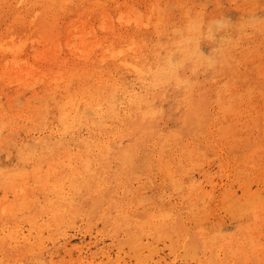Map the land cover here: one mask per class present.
<instances>
[{
	"label": "rangeland",
	"instance_id": "374dc122",
	"mask_svg": "<svg viewBox=\"0 0 264 264\" xmlns=\"http://www.w3.org/2000/svg\"><path fill=\"white\" fill-rule=\"evenodd\" d=\"M33 1L34 0H0V46L4 45V47H6V43L11 41H15L16 43L20 42L18 45L23 49L20 52L19 58L22 60L24 59V61L26 60L25 62L21 60L19 65H13L11 61L12 55L11 52H9L11 50L7 49L8 51H5V53L3 49L0 48V68L5 67L4 70L0 69V113L3 110L0 114V125H5L2 126V128L4 127L3 130L0 127V167L2 168L0 169L8 173L20 167L23 168L25 165L24 161L27 160L30 162L26 163V167L31 169L32 164L34 165L37 163L38 157L44 156L49 158L51 156V152L44 150L48 146L53 149L56 147L55 150H52V152L55 151L54 154H61L68 146L77 147L76 149L79 148L78 151L84 152V145L86 142H93L94 140L111 142L110 168L104 170V166L103 168L99 167L95 161L97 159V152L93 153L90 160L95 166L91 168L92 171L94 170L92 173L94 179L92 177L93 180L91 179L89 182L86 180L85 183L82 182L81 186H83L80 188L70 189L69 196L71 198L68 197L66 199L68 200L67 203H62V201L58 203L60 206L59 209L66 208L67 211H60L57 218L53 216L49 207H45L44 205V208L49 210H44L46 212H43V208H41V205L46 204L44 201L48 202L49 200L55 199L56 194L48 193L47 191L43 192L40 187L32 188L34 183L30 180L28 182L30 198H37L34 200V205H31L25 215H22L25 211L13 212V215L17 216L12 218L8 216L9 219L6 221V223H8L7 225L5 223V217L0 214V216L2 215L0 217V264H73L72 260L77 258L79 254L78 248L80 247L83 248V255L86 256L87 259L89 258L85 264H264V0H100L101 2H99V0H71L65 10L62 11L57 8L52 10V12H48V14H40V3H36V5ZM155 1L158 3L156 4ZM96 3L102 5V8L95 9L97 8L95 6ZM116 3L118 4L116 5ZM148 4H150L149 8L151 9L154 6H161L158 10L159 15L154 14L153 16V9L151 11V9L146 7L149 6ZM130 5L134 7L137 5L136 8L139 10L138 12H142L145 16L152 15L150 24L155 21L156 23L145 25L147 28L142 26L140 29H137L136 26H134L135 23L126 26L124 22L122 23V21L116 20L119 10L118 14H120V12L125 13L127 10H132V8H134L130 7ZM163 8L166 9L164 13ZM35 9L38 12V14L35 13V17L37 16L39 18L34 26L37 28L44 24L48 26L51 22L56 33L52 36V39H48L43 33H39L36 28L28 27V22L32 19L31 16L33 17ZM104 9L106 10L104 11ZM185 9L189 11H185ZM84 10L87 11L82 19L78 18V14ZM100 10L103 11L100 12ZM160 11H162V13H160ZM31 12L32 14H29ZM146 12L149 13V15L146 14ZM187 12L188 14L186 15ZM103 14L106 15L107 18L109 17V19H112L105 20ZM19 15H27L25 17L27 20L25 26L21 25ZM167 16L168 18H166ZM101 18H103L102 20L104 22L113 20L112 31L109 29V25H101V22H103L100 21ZM78 20L87 21V30L89 26H92L94 32L97 31L95 34L94 32L93 34H87L88 40L94 41L97 36V39L105 43H102L103 46H106L112 41L114 45L119 46L120 44V46L127 48L131 37H134L137 41H142V43L144 42L142 49L138 53V58L140 63L145 67L151 66L153 70H156L161 69L166 64L171 68H175V65H177L178 75L181 76L182 80L187 79L190 90H193L194 95L192 94V98L189 100V102H191L186 103L182 101V87H173L171 82L164 84L163 80L157 79L152 73H148L149 75L147 74L146 77H140L138 74H134V72L123 68L119 61L108 60L102 64L100 62V57L103 52L102 47L96 48L92 52L91 57H89L88 60L86 59L87 61L82 58L79 51H77L76 54L71 52L70 47L67 49L68 45L66 43L71 39L74 40V34L80 31L81 28L78 27L80 26V22ZM118 22L121 23V25ZM171 22L174 23L172 24ZM97 23H99L101 27H97ZM157 23H159L158 25H160V27L154 29L153 24ZM27 27L31 29L32 32L27 29ZM73 27H75V29ZM186 27L190 28V31L188 29L189 32L186 31ZM99 28H103V30L101 29V31H99ZM196 28H199L200 32ZM158 32L160 35L156 36ZM187 32L189 34H186ZM197 33H199L198 35L200 36H198ZM26 34L28 35L26 36ZM111 34H113V37ZM9 36H12L13 39ZM18 37L19 39H17ZM30 37L32 40L33 38H37L38 40H33L30 45ZM186 37L187 39L183 40L185 43L183 42L182 44V39ZM157 38L158 41H156ZM24 39H27V42L25 40L23 43ZM44 40L46 42H44ZM52 40L55 41L54 43L60 42L62 48L59 52L58 63L52 62L53 59L50 58L49 53L46 54L48 59L45 58V61L37 57L39 52L51 48ZM192 40L194 41L193 43L196 42L195 44L200 47L202 55L205 53V55H203L205 58L210 55L208 57L210 59L209 61L213 63L208 66L207 64L198 66L195 64L193 65V60L184 59V61L181 62L182 58H176L180 53V48L186 45V43L190 44ZM2 41L4 42L1 43ZM78 41L77 38L75 42L77 43ZM25 43H27L26 46ZM21 44L23 45L21 46ZM30 47L35 48L30 50ZM35 49L37 50V54L34 53V57L31 53H33ZM218 49H220L221 52H219ZM214 52L218 55L213 54ZM97 53L100 54L98 55ZM76 55H78L77 58H75ZM162 55L163 57H161ZM220 56H222L221 59ZM9 57L11 59H9ZM231 57H234L233 60ZM34 58L39 59L35 61ZM4 59L7 60L4 62L6 65L3 63ZM61 59L66 60L64 62ZM39 60L42 61L40 62ZM61 61L63 65H61ZM147 61H150V63ZM178 62L181 63L179 64ZM225 62H228L227 65ZM26 64L33 65L35 77L40 76V71L49 72L50 75L58 70L64 71V73L67 74L69 71L71 72L76 69L78 73L87 71L86 74L80 73L81 78L77 79L73 86H70L72 90L83 82L85 84L83 83L84 85H82V88L89 87L91 89V87H93L92 85L99 80L97 78L98 75L101 74L103 82L105 81V83H108V80L109 82L115 81L119 90L117 92V101L114 107L117 110L120 108L118 117L109 118L105 120V123L98 124L97 127L96 123H99V120H94L93 115H88L87 117L92 119L91 121L80 123V126L78 125V127L71 132L72 134L63 133L65 131L61 130V126L57 120V104L61 99L60 97L63 96L62 89L56 91L57 94L55 95L56 92H52L49 89L47 82H40L36 80L34 76L32 80L29 79L30 83H27V85H24L26 83H18L14 75L20 67L23 70L30 68ZM13 66H16V68L13 69L15 71L12 69L10 71L8 68H13ZM113 66H118V69H113ZM96 69H98V71ZM3 74L4 76H2ZM84 75H86V77ZM136 78L138 80H136ZM7 80L10 84L7 83ZM226 82L227 84H225ZM32 83L34 85H31ZM154 83L156 86H154ZM29 85L31 87H29ZM132 89L135 95L144 96L145 101L151 103L153 107L161 109V113L150 123L153 128L152 134L143 139L142 142H136V144H138V153L136 152L134 156V163H130L131 165L129 166L125 164L124 166L125 162L119 156V151L121 148H124L128 142L123 139L120 144L119 141L117 142L113 139V133L128 128V121L125 118L124 112L133 109L128 99V92H131ZM196 95H198V97ZM15 96L18 98L16 97L15 99ZM50 97L57 100L53 101ZM36 98H39L40 102H38ZM118 101L120 104H118ZM194 105H196L194 108L195 111L191 109ZM206 108L209 109V112H206ZM4 110L5 113H3ZM123 110L125 111L123 112ZM202 111L206 112V116L199 119V113ZM192 112H194V114ZM111 114L113 113L111 112ZM1 116H4L3 119ZM20 116L24 119L21 120ZM137 117V115H133L135 123H138ZM9 119L10 121L13 120V122L8 121ZM195 119L196 121H194ZM107 122L110 123L109 128ZM8 123H12L11 125L14 124L15 126H9L10 124ZM44 124L46 125L45 127H43ZM92 124L93 126H91ZM84 125L87 126L85 127ZM103 125L104 127H102ZM9 127L10 129L7 130ZM93 127L94 129H92ZM48 128L51 129L49 130ZM198 128L199 131H197ZM97 129L101 131L99 132ZM23 130H25V133ZM61 131L62 133H60ZM90 132H94V136ZM173 132L178 133L177 137L179 135L180 143L178 149L171 147L168 143V146H164L167 148V151H165L164 147V149H160L162 145H158L159 152H156L154 148L151 149L157 135L161 134L162 137H168L170 134H173ZM65 134L67 135L65 136ZM69 134L70 136H68ZM108 134L112 136H108ZM25 138H27V140ZM62 138H64V140H62ZM30 142L33 143L34 151H32ZM69 142H72L70 143L71 146ZM187 143H189V146H197L195 147L197 153L191 154L185 151L188 145ZM20 145L28 146L23 149ZM148 146L150 149H148ZM182 146L185 148L183 157L179 149ZM57 148L59 153L57 152ZM27 149H29V151H26ZM141 150L143 151L141 152ZM16 151L18 153L21 152L20 154L23 156L17 154ZM162 151L165 156L164 160L165 158L167 161L169 160L168 164L171 163L172 166L177 165L176 171L179 174L176 173V175H174L177 180H180L176 183L171 180L167 172H165L166 170L164 171L163 169V165L167 162L165 161L163 163L160 158ZM169 151L172 154H169ZM25 152H27V154ZM31 153L34 154L31 155ZM176 155H178V159ZM115 157H117V160ZM155 157H157V159ZM6 160L8 162H6ZM149 160L151 162H149ZM177 161L178 163L183 162L181 167ZM116 163H119V165H116ZM73 166H79V161L73 164ZM121 166L124 168L123 170H120L122 169ZM6 168L7 170H5ZM153 169L156 170L154 171ZM58 170L62 171L63 175L69 173V169L66 167L59 168ZM100 173H102V176H98ZM1 175L0 198H3V200L0 199V204L4 205L5 203L14 201L16 198L13 197V193L10 191L11 188L9 187L8 180L5 181L7 177L4 178V175ZM97 176L99 180L101 179L100 181H103L105 184H103V188L101 187L99 195H96L98 192L96 189L98 182ZM65 180L66 179L63 181ZM79 189L81 190L80 192ZM125 189H128V191ZM124 190L126 192H124ZM9 193H12V195ZM89 208L91 209L89 210ZM68 210H71V213L68 212ZM50 212L51 214H49ZM126 213L130 214L127 220L124 219ZM27 214L28 216L26 217ZM83 214L86 215L84 216ZM157 214L168 215L169 218H171V222L167 221L161 224L159 228L154 229L145 227L151 217ZM31 215L32 219L27 220ZM33 216H36V218H33ZM23 217L26 218L24 219ZM62 217L63 221H61ZM15 223L18 224L15 225ZM19 223L25 227L23 228L25 234L27 230L31 228V225L36 227L37 233H34L29 242H18V244L13 240V233L16 227L19 228L21 226ZM45 223L48 224L45 225ZM139 224H142L144 229L141 230L138 226ZM166 226H168V228ZM174 226L176 228H174ZM2 227H4L3 231L1 230ZM39 228L42 229L40 230ZM9 229L14 230L11 232V236H8L10 232ZM40 231L41 234H39ZM63 231H65L66 234ZM149 231L151 232L148 233ZM3 232L5 233L3 234ZM35 235H38V237ZM34 240L37 244L40 243L42 250H40V248L38 249L39 246H37V248L33 246L36 244ZM131 241L133 242L132 244L136 245L132 246L130 243ZM9 243H14L15 246ZM29 250L34 251V253L32 251L31 253ZM14 253L18 257L15 256ZM91 256H94V261L90 259Z\"/></svg>",
	"mask_w": 264,
	"mask_h": 264
},
{
	"label": "bare ground",
	"instance_id": "6f19581e",
	"mask_svg": "<svg viewBox=\"0 0 264 264\" xmlns=\"http://www.w3.org/2000/svg\"><path fill=\"white\" fill-rule=\"evenodd\" d=\"M10 1V0H9ZM26 1H28V0H26ZM71 0H34L33 2H34V4H36V3H40L39 4V6H41V12H40V14H48V12H52V10H55V9H57V8H59V10H65L66 9V7H67V5H69V2H70ZM124 1V0H123ZM122 1V2H123ZM137 1V0H136ZM150 1V0H149ZM157 1H160V0H157ZM31 2V1H30ZM81 2V1H80ZM96 2H98V1H96ZM99 2H101L100 0H99ZM109 2V1H108ZM107 2V3H108ZM118 2V1H117ZM145 2V1H144ZM156 2V1H155ZM164 2V1H163ZM19 3V2H18ZM105 3V2H104ZM125 3V2H124ZM146 3V2H145ZM158 2H156V4H157ZM165 3V2H164ZM20 4V3H19ZM80 4V3H79ZM112 4V3H111ZM118 3H116V5H117ZM129 4V3H128ZM134 4V3H133ZM137 4V3H136ZM166 4V3H165ZM165 4H164V6H165ZM12 5V4H11ZM24 5V4H23ZM37 5V4H36ZM81 5H82V3H81ZM109 5V4H108ZM123 5V4H122ZM138 5V4H137ZM136 5V6H137ZM140 5V4H139ZM147 5V4H146ZM149 6H146L147 8H149L150 7V4H148ZM155 5V4H154ZM95 6L97 7V8H95V9H99V8H102L101 6L102 5H99L98 3H96L95 4ZM112 6V5H111ZM136 6L134 7V6H131L130 5V7H134L135 8V10H134V8H132V10L130 9V10H127L125 13H121L120 12V14H118L119 13V11H118V13H117V19L116 18H114V19H116V20H118V21H122V23L124 22V24H126V26L127 25H130V24H132V23H135L134 24V26H136V28L137 29H140L142 26H144V27H146L147 25H149L150 24V21L152 20V15L154 16V14L155 15H157L158 14V10H159V7H161V6H154V7H152V9H153V14L152 15H150V16H145L142 12H138L139 10H137V8H136ZM21 7V6H20ZM115 7V6H114ZM144 7V6H143ZM37 8V7H36ZM74 8V7H73ZM117 8V7H116ZM115 8V9H116ZM166 8V7H165ZM182 8V7H181ZM23 9V8H22ZM84 9V8H83ZM94 9V10H95ZM128 9V8H127ZM149 9H151V8H149ZM152 9H151V11H152ZM106 9H104V11H105ZM122 10V9H121ZM164 10H166V9H164L163 8V13H164ZM39 11V10H38ZM86 11L87 10H84V11H81L79 14H78V18H80V19H82V17L85 15V13H86ZM92 11V10H91ZM103 11V10H102ZM101 10H100V12H102ZM185 11H189L188 9H185ZM244 11V10H243ZM242 11V12H243ZM89 12V11H88ZM94 12V11H93ZM115 12H117V11H115ZM199 12V11H198ZM202 12V11H201ZM25 13V12H24ZM35 13H37L38 14V12L36 11V9H35V12H34V14H33V17L31 16V20L28 22L29 24H28V27L29 28H36L37 29V31L39 32V33H43L44 34V36L45 37H47L48 39H52V36H54L56 33H55V29L53 28V24L50 22L49 23V25L47 26V24L45 25H40V26H38V28L36 27V26H34V24H35V22L37 23V19L39 18V17H35ZM105 13V12H104ZM107 13H108V11H107ZM106 13V14H107ZM114 13V12H113ZM160 13H162V11H160ZM29 14H32V12L31 13H29ZM95 14V13H94ZM102 14V13H101ZM146 14H148L149 15V13H147L146 12ZM151 14V13H150ZM188 14V12L186 13V15ZM28 15V14H27ZM26 15V16H27ZM87 15V14H86ZM100 15V14H99ZM104 15V14H103ZM108 15V14H107ZM159 15V14H158ZM166 15H168V14H166ZM185 15V14H184ZM25 15H19V19H20V21H21V25L22 26H25L26 25V19H25V17H26ZM28 16H30V15H28ZM105 16V20L106 19H109V17L107 18V16L106 15H104ZM109 16V15H108ZM88 17V16H87ZM161 17H162V15H161ZM160 17V18H161ZM188 17H189V15H188ZM74 18H76V17H74ZM99 18V17H98ZM110 18H111V15H110ZM155 18V17H154ZM166 18H168V16L166 17ZM199 18H202V17H199ZM79 19V20H80ZM103 18H101V20L100 21H103L102 20ZM112 19V18H111ZM111 19H109V20H111ZM157 19V18H156ZM159 19V18H158ZM163 19H164V17H163ZM78 20V21H79ZM161 20V19H160ZM194 20V19H193ZM33 21H34V23H33ZM100 21H99V23H100ZM113 21V20H112ZM112 21H109V22H107V21H103V22H101V25H109L110 27H109V29L111 30L112 29V27H113V22ZM167 21H168V19H167ZM195 21H198V20H195ZM80 22V26H78L79 28H81L80 29V31H78L76 34H74V40H69L67 43L66 42H64V43H66L68 46H67V49L70 47L71 48V52H73L74 54H76L77 53V51H79V53L81 54V56H82V58H84L85 60L87 59L88 60V58L89 57H91V55H92V52L96 49V48H98V47H102V54H101V57H100V62L103 64V63H105V62H107L108 60H113V61H119V63L123 66V68H126V69H128L129 71H131V72H134V74H138L140 77H146L147 76V74L148 73H152V74H154L155 75V77L157 78V79H159V80H163V83L164 84H167V83H169V82H171L172 83V86L173 87H182V89H183V100L182 101H185L186 103H188L189 102V100H190V98H192L191 97V95L193 94L194 95V93H193V90H190V86L188 85V83H187V79H185V80H182L181 79V76H179L178 75V73H177V65H175L176 67L175 68H171L169 65H165L164 67H162L161 69H156V70H153V67H145L142 63H140V60H139V58H138V53L140 52V50L142 49V46H143V44H144V42L142 43V41H137L134 37H131L130 39H129V44L127 45V48L125 47H123V46H120V44H119V46H117V45H114V42H109L106 46H103L102 45V41H100L99 39H97V36H96V40H92V41H90V39L88 40V38H87V34L89 35V34H93V32H94V29H93V27L91 26H89V28H88V30H87V21H85V20H81V21H79ZM117 22V21H116ZM99 23H97V27H101V25L99 24ZM103 23V24H102ZM119 23V22H118ZM117 23V24H118ZM152 23H156V21L155 22H152ZM151 23V24H152ZM160 23H161V21H160ZM164 23V22H163ZM162 23V24H163ZM168 23V22H167ZM169 23H170V21H169ZM169 23H168V25H169ZM172 23V22H171ZM174 23V22H173ZM172 23V24H173ZM201 23H203V22H201ZM99 24V25H98ZM120 25H121V23H119ZM150 24V25H151ZM159 23H157V24H153V26H154V29L156 28V29H158L159 27H160V25H158ZM188 24H189V22H188ZM187 24V25H188ZM245 24H246V22H245ZM257 24V23H256ZM64 25V24H63ZM146 25V26H145ZM165 25V24H164ZM199 25H201V24H199ZM87 26V27H86ZM95 26H96V24H95ZM117 26V25H116ZM27 27V29H29ZM78 27H77V29H78ZM167 27V26H166ZM166 27H165V30H166ZM169 27V26H168ZM182 27V26H181ZM189 27V26H188ZM240 27V26H239ZM74 29H75V27H73ZM107 28V27H106ZM134 28V27H133ZM147 28V27H146ZM162 28H163V26H162ZM180 28V27H179ZM187 28V27H186ZM200 28V27H199ZM199 28H196L197 30H199V32H200V29ZM241 28V27H240ZM100 29V28H99ZM102 30H103V28H101ZM101 29L99 30V31H101ZM188 29H189V31H190V28H187V30L186 31H188ZM195 29V30H196ZM30 31H31V29H29ZM120 30V29H119ZM177 30V29H176ZM208 30V29H207ZM206 30V31H207ZM69 31V30H68ZM74 31V30H73ZM106 31V30H105ZM112 31V30H111ZM118 31V30H117ZM188 31V32H189ZM32 32V31H31ZM97 32V31H96ZM96 32H94V34L96 33ZM154 32V31H153ZM161 32V31H160ZM165 32V31H164ZM186 33V34H189V33ZM194 32V31H193ZM24 33V32H23ZM22 33V34H23ZM25 33H28V32H25ZM120 33V32H119ZM132 33V32H131ZM156 33H157V31H156ZM172 33H173V31H172ZM244 33V32H243ZM242 33V34H243ZM42 34V35H43ZM73 34V33H72ZM99 34V33H98ZM126 34V33H125ZM143 34V33H142ZM163 34V33H162ZM186 34H185V36H186ZM194 34V33H193ZM199 33H197V35H198ZM226 34H228V33H226ZM11 35V34H10ZM15 35V34H14ZM14 35H13V37H14ZM28 34H26V36H27ZM29 35H30V33H29ZM112 35V37H113V34H111ZM127 35V34H126ZM140 35V34H139ZM158 35H160L159 34V32H158V34H156V36H158ZM165 35V34H164ZM167 35H168V33H167ZM182 35V34H181ZM244 35V34H243ZM62 36V35H61ZM94 36V35H93ZM109 36V35H108ZM191 36V35H190ZM198 36H200V35H198ZM238 36V35H237ZM236 36V37H237ZM9 37H12V36H9ZM8 37V38H9ZM13 37L11 38V39H13ZM34 37V36H33ZM32 37V38H33ZM39 37V36H38ZM45 37H44V39H45ZM78 38V42L76 43L75 42V40ZM139 37V36H138ZM167 37H169V36H167ZM193 37V36H192ZM218 37V36H217ZM223 37V36H222ZM235 37V38H236ZM26 38V37H25ZM91 38V37H90ZM123 38V37H122ZM220 38V37H219ZM5 39V38H4ZM4 39H2V40H4ZM17 39H19V37L17 38ZM30 39H31V37H30ZM29 39V40H30ZM120 39V38H119ZM187 39V37L185 38V39H182V44H183V42L185 43V41H183V40H186ZM191 39V38H190ZM25 40H26V42H27V39H24V41H23V43L25 42ZM33 40H38L37 38H33ZM32 39H31V41H30V45H31V43H32V41H33ZM174 40V39H173ZM181 40V39H180ZM4 41H6V40H4ZM4 41H2L1 43H3ZM17 41V40H16ZM19 41H21V40H19ZM35 41V42H36ZM53 41V40H52ZM156 41H158V38H157V40ZM197 41V40H196ZM18 42V41H17ZM44 42H46L45 40H44ZM51 42V41H50ZM55 41H53V42H51V48L49 49V50H44V51H41V52H39L38 53V56L37 57H39V58H42L43 60L45 59V58H47V56H46V54L47 53H49L50 54V58L51 59H53V63H58L59 62V52H60V50L62 49L61 48V46H60V42H58V43H54ZM176 42H178V41H176ZM194 41L192 40V42L190 43V44H187L186 43V45H184L182 48H180L181 50H180V53H179V55L178 56H176V58L177 57H180V58H182V60H181V62L182 61H184V59L185 60H193V65L195 64V65H198V66H200V65H203V64H207V66L209 65V64H211V63H213L212 61H209L210 59L208 58L209 56H207V58H205L203 55H205V53L202 55V53H201V49H200V47L197 45V44H195V43H193ZM22 43V42H21ZM37 43V42H36ZM171 43H173V42H171ZM198 43V42H197ZM7 45H6V47H4V45H1L0 46V48H2L3 49V52H5V51H8V50H11V51H9V52H11V57H12V64L14 65V64H16V65H19L21 62V60L22 59H20L19 57H20V52H21V50L23 49L22 47L20 48V45H18V44H20V42H18V43H16L15 41L13 42V41H11V42H8V43H6ZM26 44L27 43H25V46H26ZM103 44H105V43H103ZM125 44H127V43H125ZM157 44V43H156ZM174 44V43H173ZM176 44H178V43H176ZM182 44H178V45H182ZM199 44V43H198ZM23 44H21V46H22ZM38 45V44H37ZM40 45V44H39ZM159 45H160V43H159ZM165 45V44H164ZM168 45V44H167ZM166 45V46H167ZM175 45V44H174ZM177 45V46H178ZM64 46L66 47V45L64 44ZM24 47V46H23ZM49 47V46H48ZM165 47V46H164ZM20 48V49H19ZM35 47H30V50L31 49H34ZM163 48V47H162ZM219 48H221V47H219ZM8 49V50H7ZM44 49V48H43ZM46 49V48H45ZM149 49V48H148ZM170 49V48H169ZM177 49V48H176ZM216 49V48H215ZM224 49V48H223ZM1 50V49H0ZM36 50V49H35ZM35 50H33V53H31V55L32 56H34V53L35 54H37L36 52H37V50L35 51ZM178 50V49H177ZM219 50V52H221L220 51V49H218ZM39 51V50H38ZM164 51H166V50H164ZM168 51V50H167ZM150 52V51H149ZM175 52V51H174ZM2 53V52H1ZM6 53V52H5ZM62 53V52H61ZM78 53V54H79ZM166 53V52H165ZM68 54H69V52H68ZM70 54H72V53H70ZM98 54V53H97ZM100 54V53H99ZM98 54V55H99ZM150 54V53H149ZM156 54V53H155ZM208 54V53H207ZM213 54H215V52L213 53ZM61 55V54H60ZM73 55V54H72ZM159 55V54H158ZM166 55V54H165ZM215 55H218V54H215ZM221 55V54H220ZM49 56V55H48ZM77 56L78 55H76V57L75 58H77ZM168 56V55H167ZM212 56V55H211ZM35 57V56H34ZM144 57H145V55H144ZM161 57H163V55L161 56ZM221 57L222 56H220V59H221ZM22 58V57H21ZM38 58V59H39ZM81 58V57H80ZM81 58V59H82ZM166 58V57H165ZM211 58V57H210ZM232 58V57H231ZM234 58V57H233ZM233 58H232V60H233ZM8 59V58H7ZM9 59H11L10 57H9ZM30 59V58H29ZM35 59V58H34ZM37 58L35 59V61L36 60H38ZM48 59V58H47ZM67 59V58H66ZM65 59V60H66ZM142 59V58H141ZM212 59V58H211ZM236 59V58H235ZM28 60V59H27ZM61 60H63V59H61ZM65 60H63L64 62H65ZM86 60V61H87ZM166 60V59H165ZM165 60H163V61H165ZM5 61H7L6 59H4V61H3V63L5 62ZM10 61V62H11ZM22 61H24V59L22 60ZM26 61V60H25ZM24 61V62H25ZM40 61V60H39ZM42 61V60H41ZM40 61V62H41ZM45 61V60H44ZM91 61V60H90ZM93 61V60H92ZM151 61V60H150ZM150 61H147V62H149L150 63ZM178 61H180V60H178ZM214 61V60H213ZM216 61V60H215ZM236 61V60H235ZM111 62V61H110ZM181 62H178L179 64L181 63ZM223 62H224V59H223ZM86 63V62H85ZM92 63V62H91ZM115 63H117V62H115ZM166 63V62H165ZM226 63V62H225ZM228 63V62H227ZM227 63H226V65H227ZM5 65H6V63H4ZM3 64V65H4ZM10 64V63H9ZM36 64V63H35ZM60 64V63H59ZM81 64V63H80ZM97 64V63H96ZM118 64V63H117ZM120 64H119V66H120ZM222 64V63H221ZM27 65V64H26ZM26 65H24V66H26ZM58 65V64H57ZM61 65H63L62 64V61H61ZM72 65V64H71ZM87 65H88V63H87ZM90 65V64H89ZM107 65V64H106ZM214 65V64H213ZM218 65V64H217ZM233 65V64H232ZM235 65H236V63H235ZM240 65V64H239ZM28 67H30V68H27L26 70H23V69H21V67H20V69H18L17 71H16V73H15V80H17L18 81V83L20 82V83H26V84H24V85H27V83H30V80L29 79H33V76H34V70H33V65H27ZM70 66V65H69ZM81 66V65H80ZM93 66V65H92ZM95 66V65H94ZM11 67V66H10ZM89 67V66H88ZM110 67V66H109ZM118 67V66H117ZM117 67H114L113 66V69H115V68H117ZM210 67V66H209ZM5 68V67H4ZM4 68H0L1 70L3 69L4 70ZM14 68H16V66L14 67L13 66V68H8L10 71H11V69L13 70ZM74 68H75V66H74ZM103 68V67H102ZM193 68V67H192ZM200 68V67H199ZM229 68H230V66H229ZM7 69V70H8ZM54 69V68H53ZM111 69V68H110ZM118 69V68H117ZM176 69V70H175ZM6 70V69H5ZM39 70V69H38ZM37 70V71H38ZM64 70V69H63ZM97 71H98V69H96ZM214 70V69H213ZM13 71H15V70H13ZM105 71V70H104ZM120 71V70H119ZM153 71V72H152ZM206 71V70H205ZM1 72V71H0ZM5 72V71H4ZM101 72V71H100ZM111 72V71H110ZM110 72H109V74H110ZM128 72V71H127ZM198 72V71H197ZM80 73H82V74H86L87 73V71L86 72H80ZM80 73H78L77 72V69L76 70H74V71H69L68 72V74L67 73H64V71H61V70H58V71H56L55 73H53L52 75H50V73L49 72H45V71H40V76H37L36 74V76L37 77H35L34 76V78H36V80H39L40 82H47V84H48V86H49V89L52 91V92H56V91H59L60 89H62L61 91L63 92V96L62 97H60L61 99H60V101L58 102V104H57V115H58V123H59V125L61 126V130H64L65 132H63V133H70V134H72L71 132L76 128V127H78V125L80 126V123H82V122H89V121H91L92 119H89L87 116L88 115H93V117H94V120L95 119H98L99 120V123L97 122L96 124H97V127H98V124H103V123H105L106 121L105 120H107V119H109V118H116V117H118V115H119V111H120V108H119V110H117L116 108H114L115 107V102L117 101V92L119 91L118 90V87H117V84H116V82L115 81H112V82H109V80H108V83H105V81L103 82V79L101 78L102 76V74L101 75H98V81L97 82H95V84L94 85H92L93 87H91V89H93V90H91L89 87H85V88H82V85H84L83 83L81 84V85H77V87H75V89L74 90H72L71 88H70V86L72 85L73 86V84H75V81L77 80V79H79V78H81V74ZM92 73V72H91ZM114 73V72H113ZM201 73V72H200ZM67 74V75H66ZM100 74V73H99ZM152 74H150V75H152ZM193 74V73H192ZM117 75V74H116ZM149 75V74H148ZM2 76H4V74L2 75ZM85 77H86V75H84ZM120 76V75H119ZM224 76V75H223ZM222 76V77H223ZM241 76V75H240ZM5 77H6V75H5ZM13 77V76H12ZM11 77V78H12ZM89 77V76H88ZM118 77V76H117ZM138 77V76H137ZM224 77H226V76H224ZM3 78V77H2ZM82 78H83V76H82ZM90 78V77H89ZM95 78H96V76H95ZM96 78V79H97ZM221 78V77H220ZM6 79V78H5ZM92 79V78H91ZM95 79V80H96ZM105 79V78H104ZM213 79V78H212ZM211 79V80H212ZM227 79V78H226ZM233 79V78H232ZM235 79V78H234ZM2 80V79H1ZM10 80V79H9ZM135 80V79H134ZM136 80H138L137 78H136ZM206 80V79H205ZM218 80V79H217ZM245 80V79H244ZM4 81V80H3ZM6 81V80H5ZM8 81V80H7ZM17 81H16V84H17ZM94 81V80H93ZM141 81H144V80H141ZM194 81H196V80H194ZM194 81H191V82H194ZM38 82V81H37ZM40 82H38L39 84H41ZM139 82V81H138ZM154 82V81H153ZM153 82H152V84H153ZM159 82V81H158ZM225 82V81H224ZM223 82V83H224ZM230 82V81H229ZM228 82V83H229ZM5 83V82H4ZM8 84H10L9 83V81L7 82ZM38 83H37V85H38ZM80 83V82H79ZM143 83V82H142ZM148 83V82H147ZM122 84V83H121ZM157 84V83H156ZM183 84V85H182ZM225 84H227V82L225 83ZM19 85H21V84H19ZM23 85V86H24ZM31 85H34L33 83L31 84ZM197 85V84H196ZM9 86V85H8ZM11 86V85H10ZM23 86H22V88H23ZM36 86V85H35ZM154 86H156L155 85V83H154ZM158 86V85H157ZM202 86V85H201ZM205 86V85H204ZM221 86V85H220ZM25 87V86H24ZM29 87H31L30 85H29ZM160 87H162V86H160ZM206 87V86H205ZM28 88V87H27ZM32 88H33V86H32ZM137 88V87H136ZM149 88V87H148ZM155 88V87H154ZM18 89V88H17ZM225 89H226V87H225ZM21 90V89H20ZM35 90V89H34ZM136 90V89H135ZM156 90V89H155ZM195 90H197V89H195ZM208 90V89H207ZM201 91V90H200ZM226 91V90H225ZM224 91V92H225ZM6 92V91H5ZM45 92H46V90H45ZM134 91H133V89L131 90V92H128V99H129V103L132 105V107H133V109H131V110H128V111H125V110H123V112H124V115H125V118L127 119V121H128V128L126 129V130H121V131H117L116 133H113V139H115L117 142L119 141V143L121 144V142H122V140L124 139L125 141H127L128 143H127V145L124 147V148H121L120 149V154H119V156L121 157V159L122 160H124V166H125V164H126V166H129V165H131L132 164V162L134 161V156H135V154H136V152L138 153V151H137V146H138V144H136V142L137 141H139V142H142L143 141V139H145V138H147V137H149L151 134H152V127H151V125H150V123L155 119V117L159 114V113H161L160 112V110L161 109H158L157 107H153L152 106V104L151 103H149L148 101H145V97L144 96H138V95H135V93H133ZM1 93H2V90H1ZM122 93V92H121ZM120 93V94H121ZM205 93H207V92H205ZM227 93V92H226ZM18 94V93H17ZM37 94V93H36ZM43 94V93H42ZM48 94V93H47ZM57 94V92L55 93V95ZM120 94H119V96H120ZM123 94V93H122ZM196 94V93H195ZM198 94V93H197ZM16 95V94H15ZM55 95H53V96H55ZM0 96H1V94H0ZM17 96H19V95H17ZM17 96H15V99H16V97ZM123 96H125V95H123ZM197 97H198V95H196ZM121 97V96H120ZM18 98V97H17ZM50 98H52V97H50ZM163 98V97H162ZM196 98V97H195ZM201 98V97H200ZM35 99V98H34ZM37 99V101L38 102H40L39 100V98H36ZM53 99V101L55 100V98H52ZM127 99V100H128ZM219 99V98H218ZM19 100V99H18ZM57 100V99H56ZM55 100V101H56ZM217 100V99H216ZM29 101V100H28ZM27 101V102H28ZM32 101V100H31ZM120 101V100H119ZM118 101V104H120V102ZM210 101V100H209ZM16 102V101H15ZM34 102H36V101H34ZM47 102V101H46ZM127 102V101H126ZM191 102V101H190ZM189 102V103H190ZM216 102H218V101H216ZM45 103V102H44ZM128 103V104H129ZM153 103V102H152ZM198 103V102H197ZM202 103V102H201ZM1 104V103H0ZM34 104V103H33ZM121 104H124V103H121ZM184 105V104H183ZM182 105V106H183ZM191 105V104H190ZM209 105V104H208ZM217 105V104H216ZM45 106V105H44ZM43 106V108H45ZM127 106V105H126ZM161 106V105H160ZM159 106V107H160ZM178 106V105H177ZM195 106L196 105H194L193 107H191V109L192 110H194V108H195ZM3 107V106H2ZM54 107V106H53ZM56 107V106H55ZM123 107V106H122ZM187 107H188V104H187ZM198 107H199V105H198ZM212 107V106H211ZM217 107H219V106H217ZM4 108V107H3ZM2 108V109H3ZM29 108V107H28ZM51 108V107H50ZM107 108V109H106ZM185 108V107H184ZM8 109V108H7ZM37 109H38V107H37ZM178 109V108H177ZM217 109V108H216ZM39 110V109H38ZM45 110H46V108H45ZM186 110V109H185ZM3 111V110H2ZM2 111H1V113H2ZM195 111V110H194ZM28 112V111H27ZM111 112L113 113V114H111ZM206 112H209V109H207L206 108ZM205 111H202V112H200L199 113V115H200V117H199V119H202L203 117H205L206 115H205V113H206ZM0 113V114H1ZM3 113H5V110H4V112ZM23 113V112H22ZM187 113V112H186ZM193 114H194V112H192ZM39 114V113H38ZM47 114V113H46ZM137 115L138 117H137V119H138V123H135V119H133V115ZM6 115H8V114H6ZM5 115V116H6ZM213 115V114H212ZM13 116V115H12ZM194 116V115H193ZM2 117V116H1ZM4 117V116H3ZM3 117H2V119H3ZM18 117H19V115H18ZM32 117V116H31ZM49 117V116H48ZM20 118H21V120L22 119H24L23 117H21L20 116ZM19 118V119H20ZM50 118V117H49ZM158 118V117H157ZM1 119V118H0ZM12 119V118H11ZM18 119V120H19ZM198 119V118H197ZM213 120H214V118H213ZM1 121V120H0ZM8 121H10V119L8 120ZM40 121V120H39ZM46 121V120H45ZM97 121V120H96ZM109 121V120H108ZM194 121H196V119L194 120ZM10 122H13V120L12 121H10ZM18 122V121H17ZM24 122V121H23ZM27 122V121H26ZM28 122H30V121H28ZM36 122V121H35ZM207 122V121H206ZM1 123V122H0ZM20 123V122H19ZM18 123V124H19ZM39 123V122H38ZM52 123V122H51ZM57 123V122H56ZM93 123V122H92ZM209 123H211V122H209ZM8 124H10V123H8ZM12 124V123H11ZM9 125V126H15L14 124L13 125ZM40 124V123H39ZM89 124H91V123H89ZM109 124L110 123H108L107 122V125H108V128H109ZM121 124V123H120ZM7 125V124H6ZM21 125V124H20ZM56 125V124H55ZM106 125V124H105ZM113 125V124H112ZM122 125V124H121ZM150 125V126H149ZM195 125H196V123H195ZM198 125V124H197ZM2 126H5V125H0V127L2 128ZM18 126V125H17ZM46 125L44 124V126L43 127H45ZM85 126V125H84ZM87 126V125H86ZM85 126V127H86ZM90 126V125H89ZM91 126H93V124L91 125ZM111 126V125H110ZM82 127V126H81ZM102 127H104V125L102 126ZM195 127V126H194ZM194 127H193V129H194ZM198 127V126H197ZM4 128V127H3ZM3 128H2V130H3ZM36 128V127H35ZM88 128V127H87ZM86 128V129H87ZM181 128V127H180ZM187 128V127H186ZM190 128V127H189ZM10 129V127L7 129V130H9ZM30 129V128H29ZM45 129V128H44ZM49 129V128H48ZM51 129V128H50ZM49 129V130H50ZM86 129H84V130H86ZM92 129H94V127L92 128ZM192 129V130H193ZM201 129V128H200ZM22 130V129H21ZM54 130V129H53ZM89 130H90V128H89ZM98 131H99V129H97ZM103 130V129H102ZM113 130H115V129H113ZM203 130V129H202ZM206 130H208V129H206ZM1 131V130H0ZM25 130H23V132H24ZM30 131V130H29ZM52 131V130H51ZM83 131V130H82ZM101 131V130H100ZM99 131V132H100ZM196 131V130H195ZM194 131V132H195ZM197 131H199V128H198V130ZM201 131V130H200ZM209 131V130H208ZM7 132V131H6ZM35 132H37V131H35ZM43 132V131H42ZM85 132V131H84ZM87 132V131H86ZM97 132V131H96ZM12 133V132H11ZM25 133V132H24ZM32 133H34V132H32ZM45 133V132H44ZM50 133V132H49ZM48 133V134H49ZM60 133H62V131L60 132ZM90 133H92V135L94 136V132H90ZM104 133V132H103ZM110 133V132H109ZM35 134V133H34ZM37 134V133H36ZM53 134V133H52ZM58 134V133H57ZM70 134L68 135V136H70ZM85 134V133H84ZM89 134V133H88ZM100 134V133H99ZM177 132H173V134H170L168 137L167 136H165V137H162V135L160 134V135H157V137H155L156 139H154L155 141H154V144H153V147L151 148V149H155L156 150V152L158 151L159 152V146L158 145H162V146H160L161 148L160 149H164L166 146H168V144H170L171 145V147H175V149L177 148L178 149V145H179V143H180V139H179V135H178V137H177ZM193 134V133H192ZM198 134V133H197ZM200 134V133H199ZM55 135V134H54ZM67 134H65V136H66ZM111 135V134H110ZM109 134H108V136H110ZM23 136V135H22ZM25 136V135H24ZM39 136V135H38ZM59 136V135H58ZM77 136V135H76ZM88 136V135H87ZM106 136V135H105ZM112 136V135H111ZM193 136H195V135H193ZM36 137H37V135H36ZM95 137H96V135H95ZM200 137V136H199ZM69 138H71V137H69ZM187 138V137H186ZM188 138H190V137H188ZM195 138V137H194ZM26 140H27V138H25ZM51 139H53V138H51ZM74 139V138H73ZM79 139V138H78ZM97 139V138H96ZM196 139V138H195ZM22 140V139H21ZM34 140H35V137H34ZM55 140V139H54ZM62 140H64V138H62ZM70 140V139H69ZM90 140H92V139H90ZM105 140V139H104ZM106 140H108V139H106ZM148 140V139H147ZM30 141H32V140H30ZM67 141H68V139H67ZM28 142V141H27ZM59 142V141H58ZM77 142V141H76ZM151 142V141H150ZM188 142V141H187ZM191 142V141H190ZM202 142V141H201ZM201 142H199V143H201ZM33 143H34V141H33ZM33 143L32 142H30V144H31V146H32V151H34L33 150ZM70 143H72V142H69V144ZM77 143H79V142H77ZM77 143H74V144H77ZM153 143V142H152ZM168 143V144H167ZM24 144V143H23ZM35 144V143H34ZM36 144H37V142H36ZM68 144V143H67ZM126 144V143H125ZM144 144V143H143ZM188 145H187V148L185 149L184 148V146H182L181 148H179L180 149V154H182V157L184 156V154H185V151H187V152H190L191 154H193V153H197V151H196V149H195V147H197V146H189V143H187ZM191 144V143H190ZM194 144V143H193ZM198 144V143H197ZM39 145V144H38ZM57 145H58V143H57ZM73 145V144H72ZM77 145H80V144H77ZM148 145H150V144H148ZM152 145V144H151ZM166 145V146H165ZM199 145V144H198ZM20 146H22L23 147V149H25L24 147H27V146H23V145H20ZM30 146V147H31ZM70 146H71V144H70ZM85 146V150H84V152H81V151H78V149H76L77 147H67V148H65L64 150H63V152L61 153V154H54V152H52V150H55L56 149V147L53 149L52 147H50V146H48V147H46L44 150H46V151H49V152H51L50 154H51V156L49 157V158H46V157H44V156H41V157H38L39 159L37 160V163H35L34 165L32 164V167H31V169H28L27 167H26V163H28V162H30V161H24L25 162V165L23 166V168H19V169H15V170H13V171H11V172H8V173H5V172H3V171H1V169H0V175L1 174H3L4 175V178L5 177H7V179L5 180V181H7L8 180V183H9V187L11 188V192L13 193V197H15L16 199L14 200V201H11V202H8V203H5L4 205L3 204H0V206H2V207H0V214H2L4 217H5V223H6V221H8V219H9V217L8 216H11V218L12 217H16L17 215H13V212H23V211H25V212H23L22 213V215H25L26 214V211H28L29 209H30V207H31V205L33 206L34 204V200H36L37 198H30L31 196H30V193H29V190H28V188H29V184H28V182L31 180V181H33V186H32V188L33 187H40V188H42V190H43V192H48V193H52V194H56L55 195V199H53V200H49L48 202H45L44 201V203H46V204H43V205H41V208H43L42 210H43V212H46V211H44V210H48V209H45L44 208V205H45V207H49V210L50 211H52V214H53V216L54 217H58V215L60 214V211H67L66 210V208H64V209H59L60 208V206L58 205V203L60 202V201H62V203H67V201L68 200H66L68 197L69 198H71L70 196H69V192H70V189L72 188V190H73V188L74 189H76L77 187L78 188H80V187H82L81 186V184H82V182H84L85 183V181L87 180L88 182L89 181H91V179H92V177H93V179H94V176L92 175V173H93V171L91 170V168H92V166H94V164L91 162V155L93 154V153H96L97 152V159L95 160L96 161V164H98L99 165V167H101V168H103V166H104V170H108L109 168H110V155H111V151H112V146H111V142H108V141H103V140H94L93 142H86V144L84 145ZM146 146H147V144H146ZM165 146V147H164ZM22 147H21V149H22ZM29 147V148H30ZM145 147V146H144ZM164 147V148H163ZM59 148V147H58ZM58 148H57V152H58ZM81 148V147H80ZM169 148V147H168ZM17 149H19V148H17ZM60 149V148H59ZM76 149V150H75ZM148 149H150L149 148V146H148ZM167 148H165V151H167L166 150ZM184 149H185V151H184ZM61 150V149H60ZM59 150V151H60ZM115 150V149H114ZM118 150V149H117ZM140 150V149H139ZM2 151V150H1ZM12 151V150H11ZM26 151H29V149H27ZM30 151H31V148H30ZM143 150H141V152H142ZM152 151V150H151ZM17 152V151H16ZM20 152V151H19ZM171 152H172V150H171ZM201 152V151H200ZM21 153V152H20ZM20 153H18L17 152V154H20ZM26 154H27V152H25ZM36 153V152H35ZM59 153V152H58ZM113 153V152H112ZM144 153H146V152H144ZM151 153V152H150ZM165 153V152H164ZM174 153V152H173ZM184 153V154H183ZM24 154V153H23ZM32 154H34V153H31V155ZM38 154V153H37ZM49 154V155H50ZM169 154H172V153H170V151H169ZM189 154V153H188ZM191 154H190V156H191ZM200 154V153H199ZM150 155H152V154H150ZM20 156H23L22 154H20ZM26 156V155H25ZM24 156V157H25ZM93 156V155H92ZM138 156V155H137ZM157 156V155H156ZM177 156L178 155H176V158H177ZM190 156H189V158H190ZM193 156V155H192ZM29 157V156H28ZM34 157V156H33ZM149 157V156H148ZM147 157V158H148ZM151 157V156H150ZM164 155H163V151H162V153L160 154V158H161V160L163 161V163L166 161L167 163H165L164 165H163V169H164V171L165 172H167V174H168V176L171 178V180L174 182V183H176V182H178L179 180H177L176 178H175V175H176V173H177V171H176V166H172L171 165V163H169L168 164V162H169V160L167 161L166 160V158H165V160H164ZM15 158V157H14ZM117 157H115V159H116ZM140 158V157H139ZM156 159H157V157H155ZM18 159V158H17ZM22 159V158H21ZM24 159V158H23ZM25 159H26V157H25ZM34 159V158H33ZM119 159V158H118ZM174 159V158H173ZM178 159V158H177ZM180 159V158H179ZM30 160H31V158H30ZM35 160H36V157H35ZM117 160V159H116ZM176 160V159H175ZM193 160V159H192ZM191 160V161H192ZM11 161V160H10ZM14 161V160H13ZM20 161V160H19ZM32 161V160H31ZM77 161H79V166H73V164H75ZM121 161V160H120ZM147 161V160H146ZM158 161H159V158H158ZM182 161V160H181ZM6 162H8L7 160H6ZM34 162V161H33ZM114 162V161H113ZM149 162H151L150 160H149ZM148 162V163H149ZM153 162H154V160H153ZM122 163V162H121ZM131 163V164H130ZM134 163V162H133ZM160 163V162H159ZM177 163H178V161H177ZM186 163V162H185ZM9 164V163H8ZM123 164V163H122ZM142 164V163H141ZM154 164V163H153ZM178 164H180V167L182 166V164H183V162H180V163H178ZM116 165H119V163L117 164L116 163ZM140 165V164H139ZM160 165V164H159ZM31 166V165H30ZM97 166V165H96ZM151 166V165H150ZM154 166H156V165H154ZM154 166H152V167H154ZM62 167H66V168H68L69 169V173L68 174H62V171H59L58 169L59 168H62ZM95 167V166H94ZM116 167V166H115ZM122 167V166H121ZM135 167V166H134ZM151 167V168H152ZM160 167V166H159ZM158 167V168H159ZM10 168H12V167H10ZM117 168V167H116ZM139 168V167H138ZM4 169V168H3ZM124 168L122 167V169H120V170H123ZM127 169V168H126ZM135 169V168H134ZM150 169V168H149ZM160 169H161V167H160ZM186 169V168H185ZM5 170H7V168L5 169ZM67 170V169H66ZM138 170V169H137ZM136 170V171H137ZM140 170V169H139ZM151 170V169H150ZM154 170V169H153ZM156 170V169H155ZM154 170V171H155ZM168 170V171H167ZM7 172V171H6ZM107 172V171H106ZM130 172V171H129ZM152 172V171H151ZM188 172V171H187ZM104 173V172H103ZM109 173V172H108ZM132 173V172H131ZM142 173V172H141ZM140 173V174H141ZM118 174V173H117ZM160 174V173H159ZM175 174V175H174ZM177 174H179V173H177ZM131 175V174H130ZM129 175V176H130ZM152 175H154V174H152ZM2 176V175H1ZM98 176H102V173H100V174H98ZM98 176H97V180H98V182H97V185H96V189H97V193H96V195H99V193H100V191H101V187L103 186V181H100L99 180V178H98ZM104 176V175H103ZM120 176V175H119ZM118 176V177H119ZM124 176V175H123ZM137 177H138V175H137ZM166 177V176H165ZM168 177V178H169ZM130 178V177H129ZM153 178V177H152ZM193 178V177H192ZM64 179H66L65 181H63ZM92 179V180H93ZM114 179V178H113ZM142 179H144V178H142ZM125 180V179H124ZM149 180V179H148ZM152 180V179H151ZM115 181V180H114ZM126 181V180H125ZM141 181V180H140ZM88 182H87V185H88ZM121 182V181H120ZM154 182H155V180H154ZM137 183V182H136ZM139 183V182H138ZM153 183V182H152ZM107 184V183H106ZM118 184H119V181H118ZM117 184V185H118ZM132 184V183H131ZM131 184H130V186H131ZM6 185H8V184H6ZM105 185V184H104ZM115 185V184H114ZM126 187V186H125ZM9 188V189H10ZM31 188V189H32ZM103 188V187H102ZM119 188V187H118ZM86 190H88V189H86ZM125 190H127L128 191V189H125ZM124 190V192H126ZM81 190L79 189V192H80ZM4 193V192H3ZM12 193H9L10 195H12ZM33 193H34V191H33ZM88 193V192H87ZM95 194V193H94ZM129 194V193H128ZM133 194V193H132ZM8 195V194H7ZM73 195V194H72ZM71 195V196H72ZM117 195V194H116ZM130 195V194H129ZM128 195V196H129ZM33 196V195H32ZM41 196V195H40ZM78 196V195H77ZM86 196V195H85ZM88 196V195H87ZM90 196V195H89ZM120 196V195H119ZM122 196V195H121ZM131 196V195H130ZM6 197V196H5ZM52 197V196H51ZM51 197H49V198H51ZM72 197H74V196H72ZM102 197V196H101ZM140 197V196H139ZM143 197V196H142ZM8 198V197H7ZM90 198V197H89ZM1 200H3V198H0ZM41 199V198H40ZM84 199V198H83ZM95 199V198H94ZM97 199V198H96ZM134 199H135V197H134ZM141 199V198H140ZM70 200H72V199H70ZM90 200H92V199H90ZM102 200V199H101ZM124 200V199H123ZM143 200V199H142ZM113 201V200H112ZM119 201V200H118ZM40 202V201H39ZM73 202V201H72ZM91 202V201H90ZM96 202V201H95ZM101 202V201H100ZM142 202V201H141ZM38 203V202H37ZM42 203H43V201H42ZM69 203H70V201H69ZM74 203V202H73ZM114 203V202H113ZM41 204V203H40ZM142 204V203H141ZM107 205V204H106ZM122 205V204H121ZM90 206H91V204H90ZM99 206V205H98ZM121 207V206H120ZM91 208H92V206H91ZM91 208H89V210L91 209ZM96 208V207H95ZM100 208V207H99ZM102 208V207H101ZM41 210V209H40ZM48 210V211H49ZM102 210V209H101ZM118 210V209H117ZM125 210V209H124ZM120 211V210H119ZM165 211V210H164ZM164 211H162V212H164ZM68 212H70L71 213V210H68ZM126 212V211H125ZM152 212V211H151ZM103 213V212H102ZM33 214V213H32ZM49 214H51V212L49 213ZM117 214V213H116ZM1 215V216H2ZM84 215V214H83ZM86 215V214H85ZM84 215V216H85ZM102 215V214H101ZM135 215V214H134ZM0 216V217H1ZM19 216V215H18ZM28 216V214L26 215V217ZM41 216V215H40ZM44 216H45V214H44ZM50 216V215H49ZM120 216H121V214H120ZM128 216H130V214H127L126 213V215H125V218L124 219H126L127 220V218H128ZM25 217V218H26ZM42 217H43V215H42ZM42 217H38V218H42ZM24 218V217H23ZM24 218V219H25ZM33 218H36V216L34 217L33 216ZM52 218V217H51ZM81 218V217H80ZM101 218V217H100ZM21 219V218H20ZM31 220L32 219V215H31V217L29 216L28 218H27V220ZM63 219V217L61 218V221H63L62 220ZM82 219V218H81ZM26 220V221H27ZM35 220V219H34ZM51 220V219H50ZM49 220V221H50ZM79 220V219H78ZM171 220V218H169V216L168 215H163V214H160V215H154V216H152L151 217V219H150V221L148 222V224L145 226V227H149V229H154V228H159L160 226H161V224H163V223H165V222H169ZM18 221V220H17ZM46 221V220H45ZM48 221V222H49ZM80 221V220H79ZM132 221V220H131ZM28 222V221H27ZM51 222V221H50ZM60 222V221H59ZM171 222V221H170ZM173 222V221H172ZM4 223V222H3ZM41 223H43V222H41ZM52 223V222H51ZM57 223V222H56ZM62 223V222H61ZM129 223V222H128ZM179 223V222H178ZM8 223H6V225H7ZM11 224V223H10ZM16 224H18V223H15V225ZM20 224V223H19ZM26 224V223H25ZM48 223H45V225H47ZM172 224V223H171ZM177 224V223H176ZM21 225V224H20ZM26 225H28V224H26ZM38 225V224H37ZM58 225V224H57ZM90 225V224H89ZM3 226V225H2ZM19 226V225H18ZM66 226V225H65ZM64 226V227H65ZM139 226V228L142 230V229H144L143 227L144 226H142V224H139L138 225ZM138 226H136V227H138ZM172 226V225H171ZM0 227H1V225H0ZM5 227V226H4ZM4 227H2L1 228V230L3 231L4 230ZM9 227V226H8ZM14 227V226H13ZM31 228L30 229H28L27 230V233L25 234V231H24V229L23 228H25L24 226H20L19 228H17L16 227V229H15V231L14 230H10V232H9V234H8V236L10 235H12L11 234V232L12 231H14V233H13V236H14V241L16 242V243H18V242H29L30 240H31V238L33 237V235H34V233H37V231H36V227L35 226H33V225H31L30 226ZM47 227V226H46ZM45 227V228H46ZM49 227V226H48ZM52 227V226H51ZM167 228H168V226H166ZM165 227V228H166ZM178 227V226H177ZM6 228V227H5ZM11 228V227H10ZM29 228V227H28ZM127 228V227H126ZM171 228V227H170ZM174 228H176L175 226H174ZM40 229V228H39ZM42 229V228H41ZM40 229V230H41ZM109 229V228H108ZM148 229V230H149ZM173 229V228H172ZM7 230V229H6ZM162 230V229H161ZM44 231V230H43ZM171 231V230H170ZM174 231V230H173ZM7 232V231H6ZM64 233H65V231H63ZM63 232H61V233H63ZM151 231H149L148 233H150ZM175 232V231H174ZM5 232H3V234H4ZM60 233V234H61ZM157 233V232H156ZM39 234H41V231H40V233ZM66 234V233H65ZM159 234V233H158ZM44 235V234H43ZM43 235H41V236H43ZM46 235V234H45ZM48 235V234H47ZM68 235V234H67ZM1 236V235H0ZM4 236V235H3ZM3 236H2V238H3ZM35 236H37L38 237V235H35ZM55 236H56V234H55ZM58 236V235H57ZM64 236V235H63ZM171 236V235H170ZM39 237H40V235H39ZM51 237H53V236H51ZM130 238V237H129ZM36 239V238H35ZM38 239V238H37ZM59 239V238H58ZM11 240V239H10ZM52 240H53V238H52ZM136 241V240H135ZM134 241V242H135ZM140 241V240H139ZM34 242H36L35 240H34ZM68 242V241H67ZM31 243V242H30ZM69 243V242H68ZM131 244L133 243L132 241L130 242ZM9 244H12V243H9ZM19 244V243H18ZM6 245H8V244H6ZM12 245H14V243L12 244ZM30 245V244H29ZM44 245V244H43ZM134 245H136V244H132V246H134ZM9 246V245H8ZM15 246V245H14ZM34 247H36L37 248V246H39L38 247V249L40 248V250H42L41 248V246H40V243L39 244H37V242H36V244H34L33 245ZM27 247V246H26ZM33 247V250L35 251V248ZM15 248V247H14ZM32 248V247H31ZM25 250V249H24ZM23 250V251H24ZM26 250H27V248H26ZM121 250V249H120ZM30 251V250H29ZM32 251V250H31ZM30 251V252H31ZM34 251H32L33 253H34ZM38 251V250H37ZM78 251H79V254H78V256H77V258L74 260H72V263L74 264V263H77V264H85L86 262H87V260L89 259H87L86 258V256H84L83 255V253H84V251H83V248L82 247H80V248H78ZM83 251V252H82ZM88 251V250H87ZM22 252V251H21ZM31 252V253H32ZM16 253V252H15ZM14 253V254H15ZM87 253V252H86ZM25 254H28V253H25ZM5 255V254H4ZM19 255V254H18ZM24 255V254H23ZM30 255V254H29ZM32 255V254H31ZM15 256H17L16 254H15ZM107 256V255H106ZM18 257V256H17ZM21 257V256H20ZM25 257V256H24ZM76 257V256H75ZM90 259L91 260H93L94 261V256H91L90 257ZM40 260V259H39ZM42 261V260H41ZM74 261V262H73ZM96 261V260H95ZM91 262V261H90ZM87 264H89V263H87Z\"/></svg>",
	"mask_w": 264,
	"mask_h": 264
}]
</instances>
